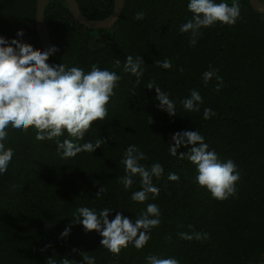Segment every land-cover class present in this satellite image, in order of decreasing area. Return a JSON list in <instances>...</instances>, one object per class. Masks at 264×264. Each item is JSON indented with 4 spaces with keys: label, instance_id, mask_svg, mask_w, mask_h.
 I'll return each instance as SVG.
<instances>
[{
    "label": "trees",
    "instance_id": "trees-1",
    "mask_svg": "<svg viewBox=\"0 0 264 264\" xmlns=\"http://www.w3.org/2000/svg\"><path fill=\"white\" fill-rule=\"evenodd\" d=\"M77 1L93 19L109 16L115 3ZM216 2L231 5L234 0ZM236 2V23L201 28L195 45L189 33L179 32L192 17L189 0H126L117 23L100 29L80 23L65 0L48 2L45 19L51 46L58 49L49 63L85 72L96 64L121 79L105 120L93 122L84 140L74 141L82 145L105 140L94 153L63 158L56 141H38L34 129H7V138L0 142L14 154L7 171L0 173V264H46L52 257L57 264L65 258L83 264L81 252L94 257L95 264H147L149 255L175 258L180 264H264V13L251 0ZM138 12L145 13L143 20L134 19ZM36 23L37 0H0V36L42 49ZM21 29L24 35L17 37ZM128 55L144 60L139 81L124 71ZM116 59L121 61L118 67ZM166 59L172 62L170 69L155 64ZM210 68L223 79L219 91L215 76L204 83L203 73ZM149 82L168 94L175 116L158 107ZM192 89L203 98L198 112H187L181 103ZM206 108L214 113L210 119H204ZM183 131H198L222 162L231 159L237 165L235 195L220 201L195 182L196 166L179 159V152L190 145H181L176 156L170 154L172 136ZM66 138L71 139L65 132L60 139ZM130 145L147 156L142 165L150 169L159 163L164 168L162 178L153 177L159 195L149 194L144 203L131 199L141 190L139 176L129 189L121 183L126 173L120 162ZM169 173L178 174L179 181H169ZM101 187L104 192L97 196ZM151 203L159 207L161 223L150 230L142 249L130 243L119 256L101 246L98 232L86 233L82 224L72 223L80 207L97 214L107 207L113 209L110 220L120 212L135 223ZM69 225L70 234L61 238ZM181 232L207 233L210 238L189 241L180 238Z\"/></svg>",
    "mask_w": 264,
    "mask_h": 264
},
{
    "label": "clouds",
    "instance_id": "clouds-1",
    "mask_svg": "<svg viewBox=\"0 0 264 264\" xmlns=\"http://www.w3.org/2000/svg\"><path fill=\"white\" fill-rule=\"evenodd\" d=\"M188 10L192 13L191 19L179 26L180 33L190 34V44L197 43L198 36L202 35L201 28H207L221 23L234 25L240 17L239 3L229 5L226 2L217 3L216 0H189ZM145 13L135 14V20H143ZM24 35L23 29L18 30L17 37ZM58 49L51 46L48 50L35 49L30 43L20 39L12 38L10 41L0 36V141L7 138L9 127L27 132L30 128L36 132L38 141L55 140L57 150L62 153L63 158L75 157L78 153L85 151L94 153L95 150L106 143L99 138L92 142L78 144L74 141L84 140L85 134L92 128L93 122L104 121L107 117V105L114 95V88L121 79L115 72L101 70L96 64L91 70L85 72L79 67H67L65 64L52 65L48 63L50 55ZM121 61L116 59L118 67ZM144 63L142 56L133 58L128 55L124 63V71L139 78L143 75L141 64ZM164 69L172 67L171 60L155 63ZM180 71H183L181 68ZM218 70L209 69L203 73L205 85L215 76L217 78L216 90L219 91L223 84L222 77L217 75ZM147 87H155L156 99L160 102L158 107L169 115L175 116L174 102L168 94L163 92L153 82L147 83ZM134 95V93H133ZM187 112H198L203 98L200 93L192 89L189 98L181 101ZM204 119H210L214 113L212 109H204ZM152 117L150 124L152 123ZM65 132L71 139H63ZM175 142L169 146L172 156L177 155V149L184 145L188 147L186 152H179V159H187L196 166L197 175L195 182L206 188L214 199L223 201L236 194V184L240 179L237 165L231 160L222 162L214 150H209V145L204 142V137L198 131L177 132L172 136ZM13 150L5 148L0 142V173L7 171L8 165L13 157ZM147 159L145 153L141 152L135 145L127 147L121 164L124 165L125 176L121 183L125 189L132 187L133 178L139 176L141 190L135 191L131 199L138 203H144L149 194L155 198L160 189L153 184V177L162 178L164 168L155 163L150 169L140 163ZM169 181H179V175L169 173ZM104 192L101 187L97 196ZM113 209L105 207L98 214L88 207L77 209L78 215L72 220L73 224H82L85 232L96 231L103 239L101 246L113 255L119 256L123 248L131 243L137 249H142L149 241V232L152 228L159 226L161 215L159 207L148 204L146 211L139 216L135 223L118 212L114 219H109V213ZM69 225L61 233V238H66L71 232ZM191 228V225H189ZM143 230V231H141ZM181 239L206 240L207 233L194 232L192 234L181 232ZM170 239V238H169ZM50 246V245H49ZM76 251V249H73ZM83 264H95V258L87 252H81ZM147 264H180L175 258H159L149 255ZM46 264H57L52 257ZM60 264H71L65 258Z\"/></svg>",
    "mask_w": 264,
    "mask_h": 264
},
{
    "label": "water",
    "instance_id": "water-1",
    "mask_svg": "<svg viewBox=\"0 0 264 264\" xmlns=\"http://www.w3.org/2000/svg\"><path fill=\"white\" fill-rule=\"evenodd\" d=\"M50 0H37V23L36 28L41 38L42 50L51 47V36L49 26L45 19V8ZM73 16L82 24L93 29L111 28L120 18L126 0H115L113 12L102 19H93L83 13L77 0H65ZM253 8L264 13V1L251 0ZM49 63V60H48Z\"/></svg>",
    "mask_w": 264,
    "mask_h": 264
}]
</instances>
